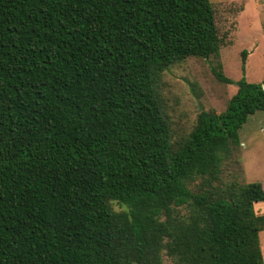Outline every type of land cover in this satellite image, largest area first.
Instances as JSON below:
<instances>
[{
  "label": "trees",
  "instance_id": "trees-1",
  "mask_svg": "<svg viewBox=\"0 0 264 264\" xmlns=\"http://www.w3.org/2000/svg\"><path fill=\"white\" fill-rule=\"evenodd\" d=\"M223 6L0 0V264H264V183L225 167L264 83L184 135L163 91L220 56L243 10Z\"/></svg>",
  "mask_w": 264,
  "mask_h": 264
},
{
  "label": "rangeland",
  "instance_id": "rangeland-1",
  "mask_svg": "<svg viewBox=\"0 0 264 264\" xmlns=\"http://www.w3.org/2000/svg\"><path fill=\"white\" fill-rule=\"evenodd\" d=\"M214 3L232 5L236 15L228 13L227 43L219 57H191L173 65L163 75V91L170 106L172 127L177 135L189 133L202 110L224 111L238 90L242 77L250 82L264 83V0H213ZM237 12V11H236ZM247 50L246 69L242 52ZM222 70L232 83L217 79L215 70ZM241 144L225 167L242 176L246 182L264 183V111L251 115L240 129ZM258 214H264V202L255 203ZM264 251V230L260 234Z\"/></svg>",
  "mask_w": 264,
  "mask_h": 264
}]
</instances>
